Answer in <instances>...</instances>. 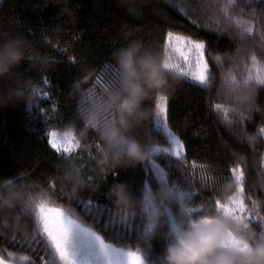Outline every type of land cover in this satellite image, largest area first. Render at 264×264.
<instances>
[{
  "label": "trees",
  "instance_id": "16d2710c",
  "mask_svg": "<svg viewBox=\"0 0 264 264\" xmlns=\"http://www.w3.org/2000/svg\"><path fill=\"white\" fill-rule=\"evenodd\" d=\"M237 19L252 25L251 35L241 34ZM169 31L205 43L210 80L206 87L180 75L170 82L165 94L168 126L183 142L185 160L162 155L156 162L168 174L170 186L193 194L186 206L199 210L192 213L194 218L216 210L217 200L226 203L225 193H236L231 169L242 168L243 197L252 212L249 229L264 235V86L243 85L251 56L264 64V0H0V39L20 37L27 44V58L16 71L33 77L47 93L30 110L24 104L0 109V188L11 180L37 199L71 210L107 242L146 250L150 264L164 248L167 228L141 239L147 228L144 217L138 209L118 208L114 189L126 184L139 196L146 183L153 189L161 185L157 175L149 161L135 167L98 165L103 149L98 133L89 130L79 137V132L86 111L106 103L119 86L111 54L138 41L164 56ZM40 60L47 61L44 71L31 70ZM233 76L238 84L232 83ZM155 103L156 95L141 103L145 115L132 135L165 147L155 131ZM119 115L113 110L108 118ZM69 128L76 130L80 145L70 156L52 149L47 135ZM69 162L84 180L76 192L60 179ZM172 208L178 217L184 212L179 201ZM109 214L114 235L113 227H106ZM0 255L26 256L24 264H59L34 216L22 213L20 206L0 211Z\"/></svg>",
  "mask_w": 264,
  "mask_h": 264
},
{
  "label": "clouds",
  "instance_id": "9594fccd",
  "mask_svg": "<svg viewBox=\"0 0 264 264\" xmlns=\"http://www.w3.org/2000/svg\"><path fill=\"white\" fill-rule=\"evenodd\" d=\"M66 11L71 9L66 8ZM26 58L27 44L22 38L0 39V109L24 104L26 110H30L39 103V82L16 71ZM111 58L118 69L119 86L106 103L94 104L86 111L85 127L79 137L86 136L89 130L98 133L103 142L98 165L135 167L151 160L154 146L132 135V129L145 115L140 105L152 95L166 94L172 87L170 82L178 80L179 76L165 67L164 56L138 41L114 51ZM46 66L47 61L40 60L32 63L31 70L43 72ZM113 110L120 112L118 119L108 118ZM67 132L79 141L74 128ZM60 179L73 192L84 185L80 170L73 162L67 164ZM114 194L118 208L123 207L126 212L138 209L150 235L167 228L164 248L151 264H264V235L257 236L225 215L222 209L208 210L195 218L184 211L173 225L171 213L177 195L171 187L159 185L153 189L146 183L136 196L126 184H119ZM229 198L225 193V200ZM36 200L11 180L0 188V211L20 206L22 213L27 214ZM16 219L19 221L21 217L18 215ZM145 264H149V260Z\"/></svg>",
  "mask_w": 264,
  "mask_h": 264
},
{
  "label": "snow or ice",
  "instance_id": "6c2138e0",
  "mask_svg": "<svg viewBox=\"0 0 264 264\" xmlns=\"http://www.w3.org/2000/svg\"><path fill=\"white\" fill-rule=\"evenodd\" d=\"M235 3V0H232ZM179 11L183 13V9ZM227 16V7L223 10ZM231 19V17H229ZM241 34L251 35L252 25L244 20L234 21ZM205 43L195 40L190 36L181 35L169 31L165 43V67L183 76L186 80L195 85L206 87L210 80L209 64L204 55ZM175 53L177 61L173 63L169 53ZM252 66L243 80L245 87L253 84L264 86V64H261L256 55L251 56ZM44 83H48L47 80ZM232 83L238 84L236 78L232 77ZM42 96H47L41 90ZM168 104L169 97L165 94L156 95L155 103V131L165 141V147L154 145L149 165L158 175L156 179L161 185L171 187L177 195L183 211L193 213L199 211L195 208H187L186 202L192 197V193L182 191L178 185H169L168 174L159 167L155 157L167 156L175 157L178 162L185 160L184 144L168 126ZM123 107H127V104ZM219 109L221 106H215ZM264 132V129L261 130ZM48 143L57 153L70 156L77 148L79 141L71 133L60 135L56 130L48 132ZM147 167V166H146ZM231 174L235 179L237 191L226 203L216 201V207L222 209L224 214L230 216L238 224L249 228L247 220L252 217V212L248 211L245 204L244 193V171L239 166L231 169ZM82 203V202H81ZM100 212L103 208L99 209ZM29 212L35 218V225L46 246L51 250V254L59 261V264H145L148 260V252L141 250L139 246L135 250L115 247L107 242L105 237L98 234L91 226H87L73 212L63 207H56L43 197L37 199L30 207ZM259 218V217H257ZM95 222L99 223V220ZM173 225L175 220H172ZM115 222L109 214L106 227L112 226V234H116ZM150 235L146 228L141 239H146ZM11 256V254H10ZM14 259V258H13ZM21 261L28 259L26 256L19 257ZM0 264H9L0 257Z\"/></svg>",
  "mask_w": 264,
  "mask_h": 264
},
{
  "label": "rangeland",
  "instance_id": "374dc122",
  "mask_svg": "<svg viewBox=\"0 0 264 264\" xmlns=\"http://www.w3.org/2000/svg\"><path fill=\"white\" fill-rule=\"evenodd\" d=\"M170 56H171V61L173 63H175L177 61V57H176V54L175 53H169ZM164 57H165V53H164ZM181 76V75H180ZM60 135H63L64 133H66L67 131H59V130H56ZM177 136V134H176ZM178 137V136H177ZM179 138V137H178ZM149 165V163H148ZM149 167L151 168V166L149 165ZM152 169V168H151ZM152 171L158 175V173L152 169ZM60 207V206H59ZM171 217H172V220L178 218L176 212L174 211V209L172 208V213H171ZM83 222V221H82ZM84 223V222H83ZM87 225V224H86ZM88 226V225H87ZM115 246V245H114ZM115 247H119V248H124V249H132L131 247H126V246H115ZM133 250V249H132ZM0 257H2L5 261H9V264H24V261H21L19 259V257L15 258V259H7V258H4L2 255H0ZM149 260V259H148ZM59 262V261H58ZM149 264H150V261H149Z\"/></svg>",
  "mask_w": 264,
  "mask_h": 264
}]
</instances>
